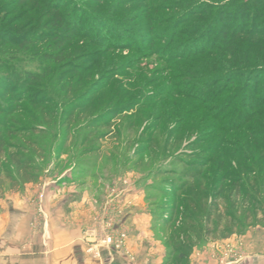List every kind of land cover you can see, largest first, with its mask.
I'll return each mask as SVG.
<instances>
[{
  "label": "trees",
  "instance_id": "16d2710c",
  "mask_svg": "<svg viewBox=\"0 0 264 264\" xmlns=\"http://www.w3.org/2000/svg\"><path fill=\"white\" fill-rule=\"evenodd\" d=\"M83 1L100 5L108 0ZM234 1L174 0L169 6L181 11L177 18H161L158 15L156 18L158 9L165 8L160 6L156 9L145 7L135 16L136 19L129 21L142 19L147 24L151 35L144 39L146 46L154 47L157 42L168 44L163 49L165 55L162 61L167 60L171 64L177 62L181 65V70L187 72L186 76L203 77V83L208 84L209 88L220 85L216 97H223L218 104L221 107L216 109L211 108L212 104L214 106L213 92L206 98L202 97V92L201 95L189 93L190 95L185 96L186 100L199 104V108L184 111L185 114L182 112L184 117L180 118L178 127L169 126L168 129L167 126L166 139L169 140L177 128L180 133H184L185 126L189 125L185 118L190 119L196 113L202 112L201 114L205 115L199 123L204 126L209 113L215 111L211 130L217 132L218 141H215L211 151L206 152L210 157L201 165L195 164L201 166L200 171L182 180H178V177L163 179L160 186L151 187L154 192L161 194L160 202L155 204L156 200L153 204V213L157 210L166 212L160 220L165 229L171 230L166 241L168 255L164 264H190L193 248L206 239V232L211 224L215 232L220 229L228 232L226 236L234 233V227L240 234L245 227L264 226V0H256L262 5L261 12L255 13L250 26L243 20L242 27L235 25L236 14L231 10ZM138 4H143V1H138ZM78 5L77 0H0V92L7 94L15 89L18 83L40 86V81L45 80L37 72H21L8 63L18 60L20 54L31 53L34 58L50 61L55 68V74L60 72L58 81L63 87L67 86V101L74 98V93L71 94L70 91L72 82H75V92L84 97L82 106L77 103L80 101H74L75 117L72 111L62 110L58 114L48 107H42L39 99H32L27 106L19 107L17 115L23 121L26 116L48 124L50 117L55 120L59 118V127H64L67 134L65 143L61 146L65 149L73 131L71 123L65 126L66 122H71L74 118V121L83 119L87 129L93 125H102L104 127L101 129L104 130L111 120L109 116L117 115L110 113L115 97H107L110 81L101 79L108 71L106 59L101 60L100 67H97V64L101 55H106L111 50L128 49V45H124L125 48L112 47L104 43L100 45L92 39L91 43L100 45L101 49L90 52V46L85 42L93 32L95 33L92 25L96 24L98 32L107 28L101 19L91 24L88 19L87 25L81 27L79 20L76 21L75 18L78 14L81 16L87 13L84 9L78 10ZM254 5L258 7L257 3ZM95 17L103 18L101 15ZM217 23L221 28L216 32ZM166 38L167 40H164ZM201 41H204L206 46L200 50L189 49L187 53L182 52L186 44ZM46 44L48 48H54L52 52L43 51ZM137 44V41H133L132 47H137ZM171 47H174V50L169 53ZM154 52L155 55L158 54V51ZM168 54H171L172 58L168 57ZM84 60L89 61L83 69L80 62ZM100 69L105 70L98 73ZM206 76L211 79L206 80ZM18 102H28V99ZM134 107L135 104L130 107V112ZM158 111L154 108L151 115L161 121L162 116L158 115ZM106 117L107 121L99 124ZM172 117L171 113L165 121ZM5 126L0 123V194L39 180L42 169L34 156L44 149L45 145L41 143V137L32 135H46L49 127L44 126L42 129L41 125H18L17 128L9 127L5 135ZM81 128L82 126L77 132L80 133ZM106 134L108 132L101 133L100 136L104 137ZM14 137L23 139L22 143L18 145ZM90 143L91 141L85 138L80 145L81 149L85 148L84 156L98 150L94 146L87 148ZM149 146L143 145V154L148 152ZM158 175L160 174L154 173L155 180L160 177ZM210 197L213 200L209 204ZM178 221L180 223L176 227Z\"/></svg>",
  "mask_w": 264,
  "mask_h": 264
},
{
  "label": "rangeland",
  "instance_id": "374dc122",
  "mask_svg": "<svg viewBox=\"0 0 264 264\" xmlns=\"http://www.w3.org/2000/svg\"><path fill=\"white\" fill-rule=\"evenodd\" d=\"M138 1L141 0H108L99 5L92 1L77 0L79 4L77 9H84L87 13L81 14V16L78 14L75 18L76 21L79 20L78 23L81 27L87 25L88 19L90 24L101 19L105 28L108 29H102L100 30L101 32H98L96 24L95 26L92 25L95 33L93 32L91 37L85 42L86 45L89 44L90 52L101 49L100 43L122 48H125L124 45H128V49L121 51L111 50L110 53L101 55L98 59L97 67L104 58L106 59H104L105 63L107 62L108 65V71L101 78L110 81L109 91L106 92L107 97L112 98L115 95L110 113H117V115L109 116L111 120L107 123L108 127L106 129H101V127H104L102 125H93L87 129L85 120L78 119L74 121V118L71 122L65 123V126L71 123V129L73 128L72 137L68 139L65 149L61 147L67 137L63 127L64 118L61 120L63 128L59 127V118L55 120L54 117H50L48 124L41 122L42 120L40 119L32 120L26 116L23 117L26 122L18 118L19 107L27 106L32 102V99H39L40 106L48 107L51 111H57L58 114L62 110L72 111L74 117L76 116V102L80 101L77 102L80 103V106L84 102V97H81L82 94L75 92V82L71 83L72 90L70 89L71 94L74 93V98L70 100L71 102L67 101L65 99L67 86L63 87L60 81H58L60 72H56L55 74V68L52 67L50 61L34 58L31 53L20 54L18 60L8 63L21 72H37L45 80L43 82L40 81V86H29L25 83H18L16 88L11 92L4 95L0 92V112H2L0 114V123L4 126L6 125L3 131L5 135L9 127L17 128L18 125H41L42 129L44 126H49L46 130V135H32V137L36 138L41 137L43 139L41 143L45 145V148L34 156L38 159L37 162L42 169V180L51 181L54 177L56 179L58 175H61L72 167L75 170L73 173L79 175V177L82 176L81 179L86 180L83 183H86L87 189L95 195L93 199L97 203L92 201V207H95L93 211L97 213L95 212L96 214L88 229L89 236L94 239L92 247H97V243L106 233L114 237L115 240L116 237L119 238L124 235L125 245L123 250H116L113 245H110V247H101L97 251H93V254L97 255L96 252L101 254L102 250L109 249L112 252L124 255L132 263H136L137 261L128 248L129 230L121 223L127 213H124L122 203L125 200L128 201L130 197L136 198L139 194L141 195V187L148 189L153 185L160 186L163 179L176 177H178V180L186 179L201 170V166L199 167L195 164L200 163L199 165H201L202 162L210 157L206 152L211 151L218 136L217 132L211 130V125L214 123L212 117L215 115V111L210 112L209 115L207 114L204 126L199 123L202 116L205 115L201 114L202 112L196 113L190 119L185 118L189 122V125L188 127L187 125L185 126L184 133H180L177 128L174 130V134H171L172 137L169 140L166 139L167 126L168 129L169 126L178 127L180 118L184 117L187 111L199 108V104L186 100L185 96L190 95L189 93L191 92L195 95H201L202 92L203 98H206L213 92L214 106L212 104L211 108L216 107V109H219L221 106L218 104L223 100L221 96L216 97L220 85L209 88L208 84L203 83V77L194 78L190 75L186 76L187 72H183L181 65H178L177 62L171 64L167 60L162 61V57L165 55L163 49L168 44L157 42L154 47L146 46L144 39L150 36L151 32L148 31L147 24L142 19L129 22L131 19H136L135 16L142 12L145 7L156 9L160 6H165L164 9H158L156 15L154 14L155 17L157 18L158 15L161 18H177L181 11H177L175 8L169 6L174 0H170V2H165V0H142L143 4L140 5ZM255 3L258 4V7L254 5ZM261 9L262 5L258 1L256 2V0H235L231 8L232 12L236 14L234 18H236L237 23L234 24L242 27V21L244 20L250 26L255 13L261 12ZM95 15H101L103 18L96 19ZM216 28V32L221 28L219 23H217ZM92 39L100 45H93L91 43ZM164 40H167V38ZM133 41H137L138 43L135 48L132 47ZM209 42L210 40L206 43L208 44ZM206 43L201 41L200 43L193 42L186 44L182 52L187 53L189 49L200 50L206 46ZM193 44H196V46ZM48 47L46 44L43 51L52 52L54 48L52 46ZM172 50H174V47L170 48L169 53ZM154 51H158V54L155 55ZM168 57H171V54H168ZM88 61L84 60L80 62V67L84 69ZM95 61H97V58H95ZM104 70L100 69L97 72L100 73ZM173 70L174 73H172ZM76 72L77 74L79 73V71ZM1 75L2 71L0 69ZM205 78L206 80L211 79L210 76H206ZM89 84H91V81ZM205 89L208 90L206 91ZM27 99L28 102H18ZM133 104H135L134 110L130 112L129 109ZM216 104L217 106H215ZM154 108L159 110L158 115L162 116L161 121L157 120L156 116L151 115ZM171 113L173 117L167 119L166 122L165 118L169 117ZM107 119V117L104 118L99 124L105 123ZM192 122L195 124H192ZM80 126L82 128L79 133L77 129ZM189 130L190 132L188 133ZM106 132H108L106 136H100L101 133ZM23 137L24 135H22ZM85 138L91 141L87 148H90V146L98 148V150H95L93 154L88 156H84L85 148H80ZM14 141L20 145L23 139L14 137ZM143 145H150L148 152L144 154ZM60 151L62 154H60ZM140 158L142 159L139 160ZM154 173L160 174L158 175L160 177L156 179L157 181L155 180ZM150 190L151 193L156 194L155 196L153 194L149 198L150 203L154 204L156 200L155 204L159 203V196L161 194L158 191L154 192L152 189ZM212 200L213 198L210 197L208 200L209 204L212 203ZM103 201L104 207L101 205ZM221 205L223 207V202H221ZM101 206L104 210L106 208V212L99 210ZM165 213L159 210L154 213L158 223L161 222L160 217L165 215ZM107 214L109 217H105ZM179 223L180 221H178L176 227L179 226ZM236 229V227L232 228L234 233L226 236L228 232H223L221 229L219 232H215L212 229V224L208 226L206 239L193 248L191 257L194 256L195 261L191 262L190 259V264H202L203 261L212 264L215 262L219 264H242L245 259L244 244L240 243L239 246L241 248L238 247L237 249L232 244L234 242L229 240L235 236H245L249 233L253 237L257 233V237H259L263 235L264 226L245 227L240 234L236 232ZM170 233L171 230L165 229V226H161L160 223L159 234H162L167 239ZM167 255L168 250L166 247L165 259ZM165 259L163 264L165 263ZM141 264L150 263L144 262Z\"/></svg>",
  "mask_w": 264,
  "mask_h": 264
},
{
  "label": "crops",
  "instance_id": "0c3cea01",
  "mask_svg": "<svg viewBox=\"0 0 264 264\" xmlns=\"http://www.w3.org/2000/svg\"><path fill=\"white\" fill-rule=\"evenodd\" d=\"M74 171L71 167L49 182L40 177L37 182L0 194V264H163L167 239L159 234L161 222L152 212L151 188L141 187V195L122 203L127 213L121 223L129 230L127 244L137 262L109 249L94 255L90 250L94 239L88 229L97 213L92 201H97L83 183L86 180ZM102 206L99 210L106 212ZM262 234L253 237L249 233L229 240L237 249L244 244L242 264H264ZM190 259L195 261L194 256Z\"/></svg>",
  "mask_w": 264,
  "mask_h": 264
},
{
  "label": "built area",
  "instance_id": "2783aa9c",
  "mask_svg": "<svg viewBox=\"0 0 264 264\" xmlns=\"http://www.w3.org/2000/svg\"><path fill=\"white\" fill-rule=\"evenodd\" d=\"M97 247H91V251H97L101 247H110V245H113L116 250H123L124 245H125V237L120 236L119 238L116 237V240L114 237L110 236L109 234L106 233L105 236L102 237V239L99 240L97 243ZM97 255H100L99 252H96Z\"/></svg>",
  "mask_w": 264,
  "mask_h": 264
}]
</instances>
